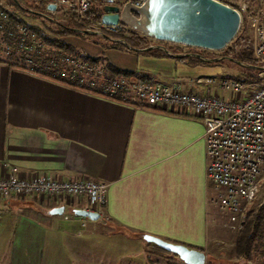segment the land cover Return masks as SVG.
<instances>
[{"label": "crops", "instance_id": "1", "mask_svg": "<svg viewBox=\"0 0 264 264\" xmlns=\"http://www.w3.org/2000/svg\"><path fill=\"white\" fill-rule=\"evenodd\" d=\"M167 53L145 54L141 72L165 84L227 94L196 81L198 76H214L201 65L220 57L207 60L200 53L184 52L201 59L192 63ZM204 132V121L192 109L108 97L0 57V176L108 181L113 228L94 220L90 223L100 230L90 236L80 232L78 218L61 217L62 212L87 208L86 195H1V255L12 264H58L69 248L80 257L68 264H108L111 240L149 251L145 233L206 250L212 223H226L227 215L207 202L211 183L206 178ZM61 206L63 211H53ZM157 247V254L170 251ZM125 255L117 254L115 263L126 264L121 262Z\"/></svg>", "mask_w": 264, "mask_h": 264}, {"label": "built area", "instance_id": "2", "mask_svg": "<svg viewBox=\"0 0 264 264\" xmlns=\"http://www.w3.org/2000/svg\"><path fill=\"white\" fill-rule=\"evenodd\" d=\"M46 1L47 4L54 3L56 8H63L70 13L75 12L76 18L86 24V31H101L104 34H107L105 30L109 32L135 30L121 21L105 22L103 14L106 5L115 4L121 9L128 1L136 5L143 3V0H102L105 3L104 9L92 11L96 0ZM222 1L237 8L241 18L245 15L250 31L249 48L257 61L259 79L245 82L235 76L216 78L208 75L198 76L196 81L229 90V95H221L218 91L201 92L194 88L182 87L178 83L165 84L152 74L142 76L116 74L99 63L72 53L62 54L60 61L66 68L56 64V69L59 74L73 80L77 86L90 90L98 89L99 93L108 97L133 101L140 105L192 109L205 123L203 137L206 178L211 183L208 186L207 202L226 214V224L238 231L249 216L247 188L252 182H259L257 198L264 180L260 177L264 168V0ZM0 20L3 22L9 20V13L4 8L0 9ZM2 25L0 22V26ZM19 32L20 36L15 44L20 48L27 51L47 48V44L38 39L35 32L27 26H20ZM6 48L12 51L15 47L8 43ZM206 59L212 60L210 57ZM27 61L33 63V58L29 56ZM108 187V181L85 177L67 179L51 175L21 176L16 173L0 176V196L11 193L19 196L30 193L67 197L86 195L89 200L87 209L97 212L99 215L97 219L67 212H62L61 217L78 218L81 223L80 232L89 235L96 233V228L90 222L94 220L107 222L111 218L107 211ZM216 216L219 217L220 214Z\"/></svg>", "mask_w": 264, "mask_h": 264}, {"label": "rangeland", "instance_id": "3", "mask_svg": "<svg viewBox=\"0 0 264 264\" xmlns=\"http://www.w3.org/2000/svg\"><path fill=\"white\" fill-rule=\"evenodd\" d=\"M16 0H0L1 5H4L8 7L10 10L14 11L20 18L27 20L31 24H35L37 26H40L47 34L58 37L57 30L59 29V24L63 22L65 19H67L70 16V12L66 11L63 8H56V9H50L48 6L43 5H34L33 3L27 1V0H21L20 5L21 7H18L16 5ZM104 1L102 0H96L93 3V7L97 11H102L104 9ZM139 32V31H138ZM141 33V32H140ZM241 35L244 38L243 45H240L239 43L235 42H229L227 45L235 44L236 48L242 49L243 46L249 48V41H250V31L247 27L245 15L242 17L240 29L238 30V35ZM248 37V39H247ZM64 39L76 44L79 48V50L83 53H92V54H100L102 57H106L114 61L116 64L120 65L121 67L125 68H138L140 71H142L145 54L134 50V49H128V48H122L119 46L118 43L115 41H119L116 39H113L108 36H104L101 34H98L96 32H89L86 30H83L80 33H72L66 36H63ZM158 40V39H157ZM165 41V40H164ZM173 42V41H170ZM226 45V46H227ZM199 47V46H198ZM50 49H53V47H49ZM203 48V47H201ZM49 49V50H50ZM215 50L214 54H210L206 57L210 58H216V60H213L212 62H204L201 66H204V68L209 72H211L214 77L218 78L221 76H228V75H237L244 73V69L242 66H239L235 64L231 59H227L224 55H221V49H212ZM172 51V50H171ZM12 52V51H11ZM9 55H15V53H9L6 50H4L3 45L0 43V57H6L8 59H11ZM17 55H15L16 57ZM205 56V55H204ZM14 57V58H15ZM239 63L243 64L242 61L236 60ZM222 90V89H221ZM227 92L226 95L229 94V90H225ZM264 179V168H262V174L260 175ZM259 190V185L257 190L253 193V195L248 198L247 201V207H249V211L253 208H255L259 201L262 199V196L264 195V180L262 181L259 194L256 198V195ZM219 220V217H218ZM248 220V216L246 217V222ZM106 228L113 229L111 227V222L107 221ZM225 224V225H224ZM96 228V233L90 236H94L98 233L100 230V225L95 226L91 224ZM227 225V226H226ZM239 231V230H238ZM233 228L230 227L229 224L222 223V222H213L212 226L210 228V240L207 245V248L205 251H207V260L205 264H264V241L258 242V245L255 248L254 255L251 259H245L244 257L240 256L236 252L235 247V239H236V232ZM88 234V233H86ZM89 235V234H88ZM113 245L110 251L112 252L111 255H107L106 257L111 261H108V264H116L115 258L118 255H125L127 250L129 249H138L137 251H132L125 255V258L121 260V262L128 263V264H152V259H158V261L154 262V264H168V257H172L173 254L169 251H162L161 254H157L156 251L159 248L157 247V243H154L153 241H146L148 242L149 251L140 250L141 246L134 247L136 245H131L130 243H123L122 240H111ZM133 247V248H132ZM0 244V249H2ZM123 250V252H121ZM156 250V251H155ZM125 251V252H124ZM159 252V250H158ZM121 253V254H120ZM59 262L58 264H68V260L79 258L77 252H72L71 249L68 248V255H61L59 256ZM82 257H86L82 256ZM81 257V258H82ZM94 257H99L94 255ZM98 259V258H97ZM52 261V260H51ZM175 264H186L183 262V260L178 256L175 259ZM71 264L72 261H69ZM0 264H12L10 260H8L7 255H1L0 252Z\"/></svg>", "mask_w": 264, "mask_h": 264}, {"label": "trees", "instance_id": "4", "mask_svg": "<svg viewBox=\"0 0 264 264\" xmlns=\"http://www.w3.org/2000/svg\"><path fill=\"white\" fill-rule=\"evenodd\" d=\"M16 5L21 7V0H16ZM34 5H43L46 6V0H27ZM4 8L9 13V20L7 22H2V26H0V43L3 45L4 50H7L6 44L11 43L15 48L9 53H15L17 55H9L11 57V61H14L16 65L34 68V70L41 72L43 74L58 78L60 80L67 81L73 85L76 83L73 80L67 79L62 74H59L56 69V64L59 67L66 68L60 61V57L64 53H72L81 57H84L93 62L99 63L103 65L105 68L109 69L113 73L116 74H127L130 76H142L148 73L141 72L137 69L125 68L116 64L109 58H104L100 54H92V53H83L79 50L78 46L66 39L63 36L72 34V33H80L83 30H86V24L76 18V13L71 11L70 16L61 22L59 25V29L56 31L59 35L58 37L51 36L47 34L40 26L35 24H31L25 19L20 18L14 11L10 10L8 7L1 5L0 9ZM92 11H96L95 7L92 8ZM25 25L31 31L35 32L37 38L44 41L47 44V48L45 50L35 49L34 51H27L25 49L20 48L15 44L16 39L19 38L20 32L19 27ZM109 36L114 39L123 38L126 42L131 44L134 47H146L149 45H154L146 50L140 51L146 55L152 56H170L167 53L166 49L157 46V44H163L167 49L172 50L174 53L180 55L179 59H188L192 63L201 62V59L196 56V54H184V52H194L200 53L202 55L208 56L210 54H214L215 50L208 48H201L198 46L186 45L182 43L157 40L155 38L149 37L143 33H140L135 30H131L129 32H109L105 30ZM245 36H241L237 34L233 37L231 42H237L240 45H243ZM248 39V37H247ZM122 48L134 49L123 41H115ZM49 47H53L50 49ZM50 49V50H49ZM136 50V49H134ZM139 51V50H137ZM221 55H224L227 59H231L235 64L242 66L244 69V73L237 75H228L235 76L238 79H241L245 82H251L259 79L258 68L256 67L257 61L253 57L252 51L250 48L245 46L242 49L236 48L235 44H229L221 49ZM31 56L33 58V63H29L27 58ZM15 57V58H14ZM242 61L243 64L238 61ZM93 91L98 92V89H91ZM248 220L244 225L236 232L235 239V249L238 255L244 257L245 259H251L254 255L255 248L258 245V242L264 241V195L262 199L259 201L258 205L248 212ZM171 252L173 254L172 257H168V264H175V259L179 256L177 253ZM187 264V263H186Z\"/></svg>", "mask_w": 264, "mask_h": 264}, {"label": "water", "instance_id": "5", "mask_svg": "<svg viewBox=\"0 0 264 264\" xmlns=\"http://www.w3.org/2000/svg\"><path fill=\"white\" fill-rule=\"evenodd\" d=\"M47 6L56 9L54 3H48ZM103 20L107 23L121 21L158 40L222 49L237 34L242 18L237 8L222 0H143L141 5L128 1L121 9L118 5L108 4L105 6ZM95 32L109 36L101 31ZM117 40L139 51L154 46L134 47L122 38ZM157 46L172 53L163 44ZM63 210L64 206H61L53 211ZM74 211L93 219L99 216L97 212L87 208H75ZM144 237L177 253L187 264L206 263L207 253L203 248L190 247L185 243L167 240L151 233H145Z\"/></svg>", "mask_w": 264, "mask_h": 264}, {"label": "bare ground", "instance_id": "6", "mask_svg": "<svg viewBox=\"0 0 264 264\" xmlns=\"http://www.w3.org/2000/svg\"><path fill=\"white\" fill-rule=\"evenodd\" d=\"M259 182H252L251 186L247 188V198H250L257 190ZM248 201V199H247Z\"/></svg>", "mask_w": 264, "mask_h": 264}]
</instances>
